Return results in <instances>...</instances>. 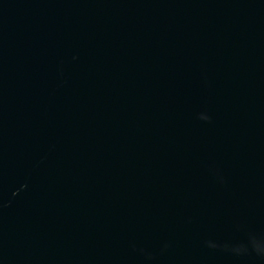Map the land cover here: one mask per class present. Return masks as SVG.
Masks as SVG:
<instances>
[{
	"label": "water",
	"instance_id": "water-1",
	"mask_svg": "<svg viewBox=\"0 0 264 264\" xmlns=\"http://www.w3.org/2000/svg\"><path fill=\"white\" fill-rule=\"evenodd\" d=\"M0 264H264V0H0Z\"/></svg>",
	"mask_w": 264,
	"mask_h": 264
}]
</instances>
